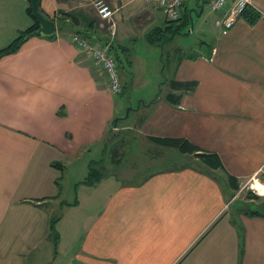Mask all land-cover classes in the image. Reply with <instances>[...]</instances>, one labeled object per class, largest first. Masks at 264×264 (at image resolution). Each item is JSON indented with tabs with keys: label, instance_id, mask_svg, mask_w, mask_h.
Returning a JSON list of instances; mask_svg holds the SVG:
<instances>
[{
	"label": "crops",
	"instance_id": "crops-1",
	"mask_svg": "<svg viewBox=\"0 0 264 264\" xmlns=\"http://www.w3.org/2000/svg\"><path fill=\"white\" fill-rule=\"evenodd\" d=\"M105 1L114 11L113 34L92 0H39L55 22L54 38L33 35L0 58V264H264V217L232 208L224 172L148 139L184 138L216 153L239 184L263 172L264 0H248L259 13L253 24L240 16L229 29L216 25L221 13L208 10L202 20L209 0H183L180 13L197 23L204 50L172 47L165 63L166 43L176 36L147 41L149 31L169 21L156 1ZM27 6V0H0V49L33 24ZM81 33L111 43L120 93L109 91L103 71L72 43ZM142 41L160 48L167 74L123 117L117 105L132 99L118 95L125 75L134 88ZM185 82L195 85L179 86ZM115 126L125 130L124 154L132 144L151 165L132 182L116 172L115 161L109 174L102 164L113 149L105 134ZM91 163L103 176L85 185Z\"/></svg>",
	"mask_w": 264,
	"mask_h": 264
},
{
	"label": "rangeland",
	"instance_id": "rangeland-1",
	"mask_svg": "<svg viewBox=\"0 0 264 264\" xmlns=\"http://www.w3.org/2000/svg\"><path fill=\"white\" fill-rule=\"evenodd\" d=\"M208 6L206 3L203 5V11L201 10V18L202 20H205L209 18V11ZM196 19L193 17L192 20ZM197 23H190L185 29L181 31V34L176 36V38L169 42L166 40V46L165 51L163 53L164 63L165 60L169 57L172 47H174V52L177 47H180L181 50L186 51V53H191L193 50H204V47H201L198 45L199 43V35L197 34ZM137 52L140 54H144V57L140 59V62H137V66L135 67V75H134V88L130 87V79L128 75H125V77H128V81L126 84L123 85V92L122 94L118 95L121 97L122 100H126L127 96H131L132 104H128L125 106V108H122L121 105H117V109H122L121 115L124 117L126 114V111L129 113V108L133 109L135 105L137 104V98H139V95L144 92V89H147L148 86H152L154 82H162L164 80L165 73L167 74V66L164 69V75L161 73V63L159 61V55H160V48L153 50L149 46H146L145 41L139 42L137 44ZM176 57L178 55V52L175 53ZM171 60V56L168 58ZM170 67V66H169ZM171 68V67H170ZM169 68V69H170ZM170 73V72H169ZM166 76V75H165ZM160 88H157V91H159ZM129 99V98H128ZM122 123L124 122H118V126L120 125L122 127ZM113 126V125H112ZM124 128H117L110 127L104 138V144L107 146L110 144V147H113L112 151L110 153H106L103 155L102 164L106 167L105 173L109 174L112 173L114 166H109L112 162H116L117 166L122 163L121 166L116 168H119L116 170V172L120 175H127L125 179L129 182L131 181V177H136L137 175L140 177L141 175H144L147 172L152 171L151 165L147 164L146 155L141 152L139 149L138 151L136 149H133L132 144L129 145V149H126L127 151L124 154V150L126 147H124L123 143V135H124ZM126 141V140H124ZM118 145L121 147L118 148ZM108 150V149H107ZM93 157V156H92ZM146 158V159H145ZM191 162V159H187L185 161H178V160H168L163 164V167H175L179 164H189ZM99 166V164H96ZM66 185L71 182L72 177L70 173L66 175ZM141 178V177H140ZM133 180V179H132ZM140 180V179H138ZM134 181H137V179H134ZM258 184L260 188L256 189L253 187V185ZM72 183L67 188L65 187L66 194L70 193L72 191ZM263 192V194H261ZM65 195V193H64ZM229 200L232 202V208L239 211H250L251 209H259L261 211H264V170L263 172L259 173V176L256 177L253 181H242L239 184V189L237 191H230L229 190ZM252 197V198H251ZM256 197V198H254Z\"/></svg>",
	"mask_w": 264,
	"mask_h": 264
},
{
	"label": "trees",
	"instance_id": "trees-1",
	"mask_svg": "<svg viewBox=\"0 0 264 264\" xmlns=\"http://www.w3.org/2000/svg\"><path fill=\"white\" fill-rule=\"evenodd\" d=\"M28 6L26 8L27 14L32 19L33 24L26 28L23 31L18 32L17 36L4 48L0 49V58L6 55L14 54L16 53L21 45L31 36L34 35V31L38 29V24L33 19L31 12H30V2L27 0ZM38 10L44 14L39 6V0H37ZM45 15V14H44ZM46 16V15H45ZM242 17L249 23L253 24L258 18L259 13L253 10L250 7H246L241 14ZM47 17V16H46ZM49 18V17H48ZM73 22H77L74 17H72ZM168 25L161 27H155L147 34V41L149 43H158L161 44V41L163 39L171 40L175 36H178L181 34V31L185 29L188 25H190V17L187 13V11H183L180 13V16L176 20H169ZM107 27L104 26L101 31L104 33ZM83 36L90 42L100 40L102 41L101 44L107 42V38H102L97 35H88L87 33H81ZM46 39H52L54 38V34L50 36H46ZM104 40V41H103ZM112 45H111V51H112ZM116 60L118 61L116 53H113ZM195 85L194 82H185L181 83L179 86L184 87L186 89H190ZM173 102H176V98L173 99ZM150 141H152L155 144H158L163 147L168 148H174L178 150L180 153L183 154H192L202 165L206 166L209 169H221L227 179V183L229 188L232 191H237L239 189V183L236 177L230 175L227 173L222 165L221 160L219 159L218 155L213 152H206L200 150L197 146H195L193 143L188 141L184 138H169V137H148ZM52 165H55L54 163ZM103 173L101 170L93 166V163L89 164L88 167V173L85 179L82 181L85 185H93L97 183L100 178H102ZM252 198V197H251ZM256 198V197H254ZM246 214L252 215V216H263L264 217V211H261L259 209H251L250 211H245ZM50 229L53 234L56 236V232L54 230V224L53 221L51 222Z\"/></svg>",
	"mask_w": 264,
	"mask_h": 264
},
{
	"label": "built area",
	"instance_id": "built-area-1",
	"mask_svg": "<svg viewBox=\"0 0 264 264\" xmlns=\"http://www.w3.org/2000/svg\"><path fill=\"white\" fill-rule=\"evenodd\" d=\"M168 20H176L180 16L183 0H155ZM98 17L109 27L111 34L115 29L113 19L114 11L105 0H92ZM248 0H209L208 9L212 13H221L222 17L216 20V25L222 28H231L248 7ZM71 41L88 56L94 66L100 68L106 78L108 89L112 94H118L122 90L120 82L118 61L111 51L109 41L103 44H94L78 34H74Z\"/></svg>",
	"mask_w": 264,
	"mask_h": 264
},
{
	"label": "water",
	"instance_id": "water-1",
	"mask_svg": "<svg viewBox=\"0 0 264 264\" xmlns=\"http://www.w3.org/2000/svg\"><path fill=\"white\" fill-rule=\"evenodd\" d=\"M30 12L38 24V29L34 31V35H40L42 37L50 36L55 33V22L53 19L46 17L38 10L37 0H29Z\"/></svg>",
	"mask_w": 264,
	"mask_h": 264
},
{
	"label": "bare ground",
	"instance_id": "bare-ground-1",
	"mask_svg": "<svg viewBox=\"0 0 264 264\" xmlns=\"http://www.w3.org/2000/svg\"><path fill=\"white\" fill-rule=\"evenodd\" d=\"M253 187L256 189L260 188V186L258 184L253 185ZM261 194H263V192Z\"/></svg>",
	"mask_w": 264,
	"mask_h": 264
}]
</instances>
